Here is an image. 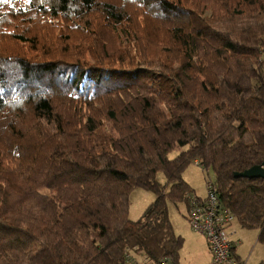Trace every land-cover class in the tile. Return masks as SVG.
I'll list each match as a JSON object with an SVG mask.
<instances>
[{"label": "trees", "instance_id": "16d2710c", "mask_svg": "<svg viewBox=\"0 0 264 264\" xmlns=\"http://www.w3.org/2000/svg\"><path fill=\"white\" fill-rule=\"evenodd\" d=\"M16 1L0 0V264H178L168 202L195 193L192 163L264 245V179L234 176L264 164V0ZM131 48L143 66L87 59ZM138 188L157 198L135 222Z\"/></svg>", "mask_w": 264, "mask_h": 264}, {"label": "rangeland", "instance_id": "374dc122", "mask_svg": "<svg viewBox=\"0 0 264 264\" xmlns=\"http://www.w3.org/2000/svg\"><path fill=\"white\" fill-rule=\"evenodd\" d=\"M27 4H28L27 0H21V1H16L15 3H7L6 5L10 7L14 6L15 8H23L26 7ZM20 20L22 21L23 19H16V23L20 22ZM14 27H15L14 20L12 19L11 22L6 25V28L3 27L1 29H5V31L10 32L9 30H12ZM57 33L60 34V31H58ZM160 45L164 46V43H161ZM17 47L20 50L22 49L23 50L22 52L26 53L27 55H30L32 57H38L41 58L42 60H47L43 54H35L34 51H32V49L29 47V45H18ZM125 48L126 47H122V50L125 51ZM132 49L133 48H131L130 52L126 50V52L123 55L124 58L130 57L132 60H125V62L118 63L116 65H114V62H110V64L109 63L103 64L101 63V61L92 59L90 55L87 56V59L92 65L102 64L107 68L116 67V68L126 69L131 64L130 61L135 63L134 68H136L138 65L143 66L145 59H142L143 57L142 54H138L135 51H132ZM152 59L153 57L150 56L149 60ZM150 67H152V65H150ZM263 68H264V64L262 65V69ZM176 156H177L176 150L170 154L171 159L175 158ZM183 178L193 188L194 192L198 193L197 196L201 198L205 197L207 175L202 170V168H200L196 163L190 164L183 173ZM210 178L213 180L214 176L210 175ZM156 179L162 186H166L167 188L168 182L163 172L158 173ZM156 198L157 196L153 192L139 188L133 190L129 198L130 220L135 222L139 221L144 216L148 207H150V205H152L155 202ZM168 211H169L170 221L174 227L175 233L184 239V245L180 250L178 264H215L213 262V258L211 257L212 256L211 252L209 251L208 248H206L207 245H205L204 247L202 244V240L205 241L204 237L193 231V229L189 224V221L187 219V215H188L187 204L183 202L174 203L172 201H169ZM252 232H258V231L254 230ZM248 242L249 240H246L244 245L245 247L244 248L245 256L243 258L244 263L261 264V262H264V245L258 242L256 243V245L249 244L248 247H246ZM239 246L240 245L238 244L237 247ZM136 257L137 260L140 261L145 260L143 258V255L141 256L137 255Z\"/></svg>", "mask_w": 264, "mask_h": 264}, {"label": "built area", "instance_id": "2783aa9c", "mask_svg": "<svg viewBox=\"0 0 264 264\" xmlns=\"http://www.w3.org/2000/svg\"><path fill=\"white\" fill-rule=\"evenodd\" d=\"M264 61V58L262 59ZM187 219L193 231L206 239L215 264H239L232 254L235 248L231 240L230 229L237 218L233 211L226 207L212 181L206 183L205 197L195 193L188 196ZM127 264H167L153 261H140L127 255Z\"/></svg>", "mask_w": 264, "mask_h": 264}, {"label": "crops", "instance_id": "0c3cea01", "mask_svg": "<svg viewBox=\"0 0 264 264\" xmlns=\"http://www.w3.org/2000/svg\"><path fill=\"white\" fill-rule=\"evenodd\" d=\"M195 194L197 195L198 193L195 192ZM252 231H254V230H246V229H243L240 226V224L238 223V221H236V223L232 226V229H230V235H231L230 238H231V240L235 244V254H236V257L242 263H244V261H243V258L245 256V250H244L245 247H244V245H245L246 240H249V242L246 245V247H248L249 244L250 245H256V243H258V232H252ZM202 237H204V236H202ZM205 242H206V239H205V241L202 240L203 246L205 247V245H207L206 248L209 249L207 242H206V244H205ZM238 244L240 245L239 247H237ZM209 251H210V249H209Z\"/></svg>", "mask_w": 264, "mask_h": 264}, {"label": "water", "instance_id": "95a60500", "mask_svg": "<svg viewBox=\"0 0 264 264\" xmlns=\"http://www.w3.org/2000/svg\"><path fill=\"white\" fill-rule=\"evenodd\" d=\"M236 178L264 179V164L254 166L242 173H235Z\"/></svg>", "mask_w": 264, "mask_h": 264}]
</instances>
